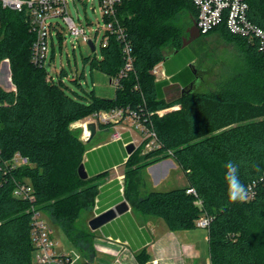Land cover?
<instances>
[{
	"label": "trees",
	"instance_id": "obj_1",
	"mask_svg": "<svg viewBox=\"0 0 264 264\" xmlns=\"http://www.w3.org/2000/svg\"><path fill=\"white\" fill-rule=\"evenodd\" d=\"M248 2L249 20L264 29V0ZM187 13L192 27L198 16L192 0H123L118 19L132 47L133 69L109 98L95 90L71 95L64 84L55 83L47 68L32 62L35 34L26 13L1 12L0 67L10 62L14 88L0 85V264H36V211L48 212L69 233L81 213L94 206L100 176L80 178L86 145L71 124L117 108H130L147 119L161 143L155 151L140 154L136 149L128 157L126 166L136 165L132 174L171 153L188 181L185 187L151 192L134 200V206L163 219L171 231L196 229L209 216L211 264H264V119H259L264 116V49L258 40L219 26L213 31L239 45L243 64L232 70L219 92L190 91L194 76L184 71L195 56L183 48L187 30L180 25L181 15ZM123 46L110 35L100 58L91 60L92 72L117 78L126 65ZM167 47L176 52L165 63L173 82L187 78L176 87L180 95L170 101L165 93L169 83L158 82L153 73L166 60ZM179 64L185 70L179 72ZM176 106L178 111L158 114ZM17 154L29 163L14 167ZM229 160L238 166L241 183L253 187V197L245 202L228 199L224 165ZM23 183L33 186L34 200L13 195ZM190 188L196 195L187 193ZM137 258L140 264L149 259L145 251Z\"/></svg>",
	"mask_w": 264,
	"mask_h": 264
},
{
	"label": "crops",
	"instance_id": "obj_2",
	"mask_svg": "<svg viewBox=\"0 0 264 264\" xmlns=\"http://www.w3.org/2000/svg\"><path fill=\"white\" fill-rule=\"evenodd\" d=\"M168 60L167 58L159 65L158 75L161 79L158 82H168L166 88L178 84L182 87L187 81L186 76L179 78L178 82H173L172 77L174 74L170 75L165 65ZM109 83L111 91L108 92L111 95L104 96L103 94L108 92L105 93V90L102 89L100 92L103 94L100 96L109 98L115 96L117 88L113 80L109 79ZM85 120H82L81 123L82 133L80 136V139L86 145L83 164L90 178L100 176L98 178L100 180L99 192L93 214L86 219L88 230L84 231L81 237L77 234L67 233L62 226H57V222L53 221L50 215L43 212L51 228L53 239L57 243L60 240L65 241L64 248L58 249L56 247V253L66 256L77 255L80 257L78 262L140 264L137 256L145 251L149 259L144 264H211L207 229L197 227L190 231H171L163 219L145 215L134 206V200L144 198L140 194L139 187H136L134 191L130 189V192L125 193L123 179L125 178L124 170L129 156L127 146L130 144L135 145L137 140L131 139L129 132H123L121 141H113V126H109L112 130L111 136L105 137L104 133L109 127L102 128L99 125L95 136L84 141ZM130 125L132 123L126 121L121 126ZM101 132L104 136L97 139V135ZM135 147H138L137 143ZM166 165H169V168L164 172L163 167ZM180 171L182 169L176 161L169 158L143 168L138 172V176L144 175L143 177L148 180L152 188L151 192L156 191L155 187L166 188L163 191L166 192L188 185V181L186 185H179L177 176ZM152 176L158 177L156 184L153 183ZM159 176L163 177L159 178ZM124 201L129 206L127 212L117 216L96 231L90 228L89 222L94 217ZM86 211H83L80 217L87 216Z\"/></svg>",
	"mask_w": 264,
	"mask_h": 264
},
{
	"label": "built area",
	"instance_id": "obj_3",
	"mask_svg": "<svg viewBox=\"0 0 264 264\" xmlns=\"http://www.w3.org/2000/svg\"><path fill=\"white\" fill-rule=\"evenodd\" d=\"M70 0H0V14L3 10H11L19 13H26L27 21L31 31L35 34V40L32 45L31 59L34 65L38 67L50 66V45L54 46L55 30L57 35L60 23H55V19H61L68 27L70 34L75 35L77 39L81 38L85 43L95 41L90 39L83 27H78L70 15ZM198 10L196 26L201 35H207L221 25H226L227 29L234 35L247 37L250 40H258L261 49H264V29L253 24L248 17V0H192ZM123 0H100L102 17L104 18L105 33L101 41V47L108 44L109 36L115 35L123 43V54L126 59V65L121 70L119 76L113 79V83L118 88L120 81L127 76L133 69L132 47L127 40L125 29L118 19V8ZM1 21V19H0ZM62 28V26H61ZM100 30L96 31L99 34ZM63 36V35H62ZM54 50V48H53ZM96 50V46H95ZM160 66L153 70L158 75ZM158 114L162 115L159 111ZM129 121L143 132L145 152H152L161 148V143L156 132L147 124V119L142 120L141 116L130 108H117L112 111H102L86 119L83 139L90 138V132L86 125L94 122L99 125L113 126V141L123 139L124 122ZM130 156V155H129ZM128 156V157H129ZM127 157V160H128ZM29 160L20 154H17L13 160V166L27 165ZM249 199L253 197V187H249ZM188 194L196 195L193 188L187 190ZM13 195L18 198L34 200V188L30 184H18ZM211 222L209 216H204L198 226L208 229ZM33 245L35 248L34 258L36 264H66V262L76 263L79 256L58 255L56 253L57 242L52 237L51 228L43 211H36L33 217L32 229Z\"/></svg>",
	"mask_w": 264,
	"mask_h": 264
},
{
	"label": "rangeland",
	"instance_id": "obj_4",
	"mask_svg": "<svg viewBox=\"0 0 264 264\" xmlns=\"http://www.w3.org/2000/svg\"><path fill=\"white\" fill-rule=\"evenodd\" d=\"M69 2L70 15L73 17L76 25L80 28L83 27L90 39L95 41L96 50L92 51L89 44L85 43L81 38L77 39L75 35L70 34L68 27L63 20L55 19V23H60L58 29L59 32H62L63 40H59V36L57 35L58 31L55 30L54 46L52 47V45H50V66L47 68V73L49 77L53 78L55 83L64 84L66 91L71 95H74L75 93L85 95L92 90H95L98 95H102L103 93L100 92L102 89L105 90V93L108 91L110 92L111 88L108 77L100 73L92 72L91 69V60L95 56L100 58L102 55L101 41L105 33V29L103 28L105 22L101 13L100 0H70ZM190 21H192V16L190 14L187 13L181 15L180 25H183L185 30H187L186 38L189 37L188 29L191 27ZM97 30H100L99 34H96ZM187 47L192 55L195 56L192 67L189 64L187 66L188 69L185 70L186 67H182L180 64L177 66L179 67V72L185 70L184 75L194 76V80L187 88L190 91L197 93L219 92L232 70L243 64V54L239 45L235 42L229 41L221 31H213L207 35L201 36ZM163 51L168 59L175 54L174 50L170 47L165 48ZM11 77L10 62L5 60L0 67V85L7 89H13L14 86ZM155 77L157 81L161 79L159 75H155ZM176 87L177 86H170L166 88L167 100L170 101L180 95V92ZM109 92L103 95H111ZM179 109L180 106H176L164 109L161 112L162 115H165L167 113L178 111ZM259 119H264V116H260ZM84 122H86V120ZM81 123L82 120H79L71 124L72 132L79 138L82 133ZM122 129L123 132H129L131 139L137 140L136 143L138 147L136 149L141 152L140 154L147 153L145 152L146 147H142L144 144L142 142L144 135L140 129L135 127V125L126 126ZM105 132V137H110L112 130L109 127ZM104 135H102L101 132L96 138L98 139ZM169 158L172 159L171 153H168V156L163 157V159H160L158 162ZM145 163L146 161L142 162V164ZM135 168L136 165L125 166V178L123 179L124 191L127 194L130 189L134 191L136 187H139L140 194L145 197L152 191V188L148 180L143 177L144 175H140L139 177L138 173L132 174ZM168 168L169 165L164 166V172H166ZM152 177L153 183L156 184L158 177ZM161 177L159 176V178ZM177 181L179 185L187 184V179L183 171H180L177 176ZM95 184L100 185V180H96ZM154 189L156 191H164L166 188L155 187ZM93 208L94 206L88 208L86 211L87 216L80 217L72 225L69 231L71 234H77L80 237L83 236V232L88 230L86 219L90 218L93 214ZM46 213L49 215L48 212ZM56 224L57 226H61L58 223ZM64 242V240H60L56 247H58V249L64 248Z\"/></svg>",
	"mask_w": 264,
	"mask_h": 264
},
{
	"label": "water",
	"instance_id": "obj_5",
	"mask_svg": "<svg viewBox=\"0 0 264 264\" xmlns=\"http://www.w3.org/2000/svg\"><path fill=\"white\" fill-rule=\"evenodd\" d=\"M189 37L183 39V48L187 47L189 44H191L194 40L201 37V34L196 26V23L194 22L193 26L188 29ZM89 46L91 47L92 51H95V46L93 42H89ZM176 53V52H175ZM49 65L46 66L48 68ZM87 130L90 132V138H93L97 132V124L94 122H91L87 125ZM136 150V147L134 144H130L127 146V153L131 155ZM78 173L81 179L86 180L89 178V175L86 171L85 165L81 164ZM129 209L128 204L124 201L114 208H111L107 210L106 212L94 217L90 222L89 226L93 231L98 230L99 228L103 227L110 221L114 220L117 216L127 212Z\"/></svg>",
	"mask_w": 264,
	"mask_h": 264
},
{
	"label": "clouds",
	"instance_id": "obj_6",
	"mask_svg": "<svg viewBox=\"0 0 264 264\" xmlns=\"http://www.w3.org/2000/svg\"><path fill=\"white\" fill-rule=\"evenodd\" d=\"M226 168L225 180L227 181V195L231 202H245L249 199L250 188L241 183L238 175V166L229 160Z\"/></svg>",
	"mask_w": 264,
	"mask_h": 264
}]
</instances>
